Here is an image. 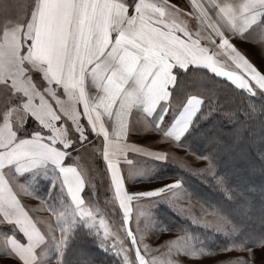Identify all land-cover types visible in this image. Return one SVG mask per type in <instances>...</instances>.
<instances>
[{
	"label": "snow or ice",
	"instance_id": "1",
	"mask_svg": "<svg viewBox=\"0 0 264 264\" xmlns=\"http://www.w3.org/2000/svg\"><path fill=\"white\" fill-rule=\"evenodd\" d=\"M242 118L264 122V0H0V251L63 264L84 219L120 264H264V231L190 213L181 178L132 183L170 162L232 199L218 161ZM257 160L264 173V149ZM41 175L67 199L34 196ZM158 202L219 246L169 234Z\"/></svg>",
	"mask_w": 264,
	"mask_h": 264
},
{
	"label": "trees",
	"instance_id": "2",
	"mask_svg": "<svg viewBox=\"0 0 264 264\" xmlns=\"http://www.w3.org/2000/svg\"><path fill=\"white\" fill-rule=\"evenodd\" d=\"M241 126L243 138L235 143L231 139L226 140L218 161V171L228 176L229 185L233 188L232 199L201 177L171 164H158L151 180L181 178L185 189L192 194V198L209 211L216 209L222 215L243 224L246 231L260 232L264 231V173L260 171L257 153L264 149V122L260 119L244 120L242 118ZM207 147L199 143L193 145L198 152L206 151ZM230 150L236 154L234 161L227 157ZM52 181L53 179L38 177L32 189L37 197L45 199L50 205L57 206L62 199L66 200V198L60 192L58 184L54 188L51 186ZM250 189L253 193L249 194ZM86 191L89 190L86 189ZM241 193L252 201L251 209H245L241 206L242 202H238V198L242 201ZM173 210L164 203L159 204L157 210L155 208L156 218L169 231L198 233L197 237L204 243L219 246L223 239L222 234L194 224ZM99 241L98 235L93 230L83 226L72 227L63 254V264H120V259L115 252L101 247Z\"/></svg>",
	"mask_w": 264,
	"mask_h": 264
},
{
	"label": "rangeland",
	"instance_id": "3",
	"mask_svg": "<svg viewBox=\"0 0 264 264\" xmlns=\"http://www.w3.org/2000/svg\"><path fill=\"white\" fill-rule=\"evenodd\" d=\"M252 54L253 55H255L253 52H252ZM258 58V57H257ZM264 128V127H263ZM253 146H254V143H253ZM249 147H252V145H249ZM227 157L229 158V160H231V161H234V160H236V154L234 153V152H232L231 150L230 151H228V155H227ZM189 159H192L191 157H189ZM102 162H99L98 161V165L100 166V164H101ZM151 163H153L154 164V168H153V170H152V173H151V175H148V176H137V177H135L133 180H132V183H133V181L134 180H136V179H142V180H147V178L149 179V180H151V176L154 174V172H155V167L159 164V162H151ZM171 179H173V178H166V179H156V181L154 182V183H160V182H165V181H169V180H171ZM147 183H150V182H147ZM31 190V189H30ZM248 193L250 194V193H253V191L250 189L249 191H248ZM100 189L98 188L97 189V197H93V199H96V198H98L99 196H100ZM249 194H247V195H249ZM105 195H106V193H105ZM245 198H246V195H243V196H241L240 197V199L242 200V201H240L239 200V198H238V202L239 203H241V202H243L244 200H245ZM100 199H101V201H103V195H101L100 196ZM161 203H164V204H166V205H168L166 202H158L157 203V205H156V210H157V208H158V206H159V204H161ZM170 206V205H169ZM171 207V206H170ZM186 207H187V209H188V211L190 212V213H199L201 216H203L205 213H211V211H209L205 206H203V205H201L197 200H195V199H192L191 201H189V202H186ZM155 208L153 209V214H154V216L155 217H157L156 216V213H155ZM173 211H175L176 213H179V212H177L176 210H173ZM180 215H182V216H184V217H186L187 219H189V221H192V219L191 218H189L188 216H186V215H183V214H181V213H179ZM193 222V221H192ZM194 224H197V225H199V226H202V227H205L204 225H202V224H199V223H195V222H193ZM76 226H83V228H87V229H89V230H93V232H95L96 234H97V232H96V229L92 226V225H90V224H88L87 223V221L86 220H84V219H78L76 222H75V224L73 225V227H76ZM199 226H196V227H199ZM185 227V226H184ZM205 228H207V227H205ZM207 229H209V228H207ZM209 230H212V229H209ZM193 231V230H192ZM168 233L169 234H174V233H176V232H171V231H169L168 230ZM191 234V233H190ZM98 235V234H97ZM194 237H196V238H198L197 236H198V233H193L192 234ZM98 238L100 239V236L98 235ZM199 239V238H198ZM54 253H55V255H54ZM59 255V253H56V250H55V248H54V246H52L51 247V249L49 250V251H46V253H45V258L46 259H52L53 261L56 259V257ZM259 253H257V259L259 260ZM119 259H120V257H119ZM9 260H10V258H9V256H8V253H7V251H0V264H8V262H9Z\"/></svg>",
	"mask_w": 264,
	"mask_h": 264
},
{
	"label": "crops",
	"instance_id": "4",
	"mask_svg": "<svg viewBox=\"0 0 264 264\" xmlns=\"http://www.w3.org/2000/svg\"><path fill=\"white\" fill-rule=\"evenodd\" d=\"M251 51V50H250ZM255 55H256V53L255 52H253ZM159 164H171V165H175V164H172V163H170V162H159ZM100 166H102V163L100 164ZM175 166H177V165H175ZM39 177H42V178H46V179H54V176H48V177H45V176H43V175H41V176H39ZM149 177V176H148ZM38 178V177H37ZM156 180H149L148 178H147V180L145 179V180H142V179H136V180H134L133 181V183H147V182H155ZM58 187H59V190H60V192L62 193V195H64V193L62 192V190H61V188H60V186H59V184H58ZM32 191V190H31ZM34 196H35V194H33ZM65 196V195H64ZM39 198V197H38ZM65 198L67 199V197L65 196ZM29 202V204L31 205L32 203H34V201H31V200H29L28 201ZM37 215H43V213H37ZM6 232H8V231H11L10 229H6L5 230Z\"/></svg>",
	"mask_w": 264,
	"mask_h": 264
}]
</instances>
